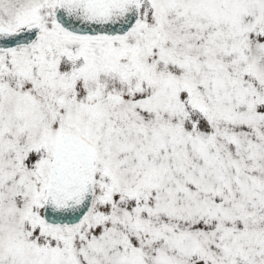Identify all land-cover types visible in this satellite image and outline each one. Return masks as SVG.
<instances>
[{"label":"snow or ice","instance_id":"6c2138e0","mask_svg":"<svg viewBox=\"0 0 264 264\" xmlns=\"http://www.w3.org/2000/svg\"><path fill=\"white\" fill-rule=\"evenodd\" d=\"M0 264H264V0H0Z\"/></svg>","mask_w":264,"mask_h":264}]
</instances>
